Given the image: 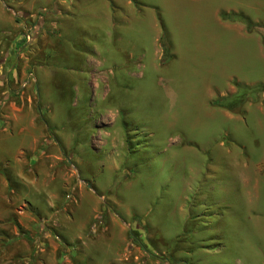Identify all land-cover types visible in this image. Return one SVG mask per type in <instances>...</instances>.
<instances>
[{
	"label": "rangeland",
	"instance_id": "rangeland-1",
	"mask_svg": "<svg viewBox=\"0 0 264 264\" xmlns=\"http://www.w3.org/2000/svg\"><path fill=\"white\" fill-rule=\"evenodd\" d=\"M86 1L59 55L34 47L49 104L35 82L0 85V100L23 98L54 135L23 153L8 133L16 109H0V264L55 263L56 242L74 264L77 244L86 264H264V93L237 111L212 104L264 85L262 36L222 18L264 26V0ZM53 11L28 18L34 43L57 35ZM113 215L115 237L87 239Z\"/></svg>",
	"mask_w": 264,
	"mask_h": 264
},
{
	"label": "crops",
	"instance_id": "crops-1",
	"mask_svg": "<svg viewBox=\"0 0 264 264\" xmlns=\"http://www.w3.org/2000/svg\"><path fill=\"white\" fill-rule=\"evenodd\" d=\"M69 1L71 2V4L69 3ZM87 5L89 4L86 0H0V85H8L9 82L14 81L17 82V84L20 86L28 76L26 74L23 77L22 70H25L26 72L28 71L29 73L32 72L36 79L35 85L37 86L36 88L39 97V105L41 106L47 103L49 104V102H45L42 99V96L45 92V87L44 85H42V83L46 81V79H49V71L48 69H45L46 67H44L43 64H41L42 56L38 55L34 47L38 45V47H40L42 44H44V48L42 47L43 52L46 48H48L52 51L51 55H53V53L59 55L60 50L58 49L59 47H61L59 45L61 39L65 37V32L69 30V26H71L72 21L77 17V15L80 14V10L84 9V7H86ZM49 7L54 8V11L50 14H47V16L50 17L51 20L52 18L57 19L55 22H53V24L51 23L57 30V35H53V37L51 39H47L46 42L41 39V42L38 43L40 39L39 35V39L36 41L37 43L33 42L34 45L30 44L23 50L18 52V46L21 42V32L23 28L21 20H28V18L34 17L35 14L39 11H42ZM117 12L109 15V20H113L114 18H116L118 14ZM45 20L48 19H45L44 17L42 21L40 18L38 24L45 22ZM41 36L43 35L41 34ZM47 42L49 44L48 46H45ZM4 92H2V94L4 98H6L5 104L7 103V106L8 104H10L9 109H11V111H13V109H16L15 111H13V116L11 117V119L9 118L8 120L10 126L9 130L11 132L10 133L8 131V133L10 134V136L16 137L21 144H24L21 146V152L28 153L31 151H35L39 148V144L43 143V140H47L48 137L51 138L50 135L54 136L52 133L49 134L50 132L48 131V127L49 129L52 128V122H50V124L49 121L47 122L44 119V117H42V119H39L38 114H32L31 109H29L21 94L20 97L22 98V102L18 105L11 100L9 94L6 95ZM9 134L3 135L0 133V152L6 151L7 138ZM46 135H48V137H46ZM52 139L53 138H51V141ZM47 142L45 144H47ZM0 162L4 163L7 162V160L4 157H1ZM122 187H119L117 189V196L119 193V189H121ZM117 209L120 211L121 206L119 205ZM115 215L118 216L119 213L116 211ZM109 221L111 224H109L108 226H102L99 227V229H93L92 232L86 235L87 239L93 237V234L97 232H102V236H105L107 234L108 236H110L109 239L115 237L113 231V226H115L113 224H116L114 215L110 218ZM64 231L65 238L67 240L68 233L66 230ZM79 239L81 238H78V240ZM69 240L73 241L71 238ZM120 241L125 242V244L121 245L123 246V250H125V245L127 243L126 237H123L122 239H120ZM50 245L52 247L49 249V252L54 255L53 257L56 261L55 263L47 262V264H74L70 259H68L67 255L69 252V247H67L66 244L64 245L56 242ZM66 247L67 249L65 250ZM75 248L77 249L74 252L76 260H79V263L81 264H86L87 260L85 257L88 254L85 253V247L77 244ZM39 250L40 252H44L46 250V245H43V247H41ZM36 252L38 253L39 251ZM39 255H42V253H39ZM42 261V257L38 256V258L35 259L33 263L44 264L42 263ZM88 263L90 264L91 262ZM119 263L120 260L119 262H114L113 264Z\"/></svg>",
	"mask_w": 264,
	"mask_h": 264
},
{
	"label": "trees",
	"instance_id": "trees-1",
	"mask_svg": "<svg viewBox=\"0 0 264 264\" xmlns=\"http://www.w3.org/2000/svg\"><path fill=\"white\" fill-rule=\"evenodd\" d=\"M223 19L233 20V21H240L246 25L248 31L255 30L257 31L263 39L264 43V26L260 24H254L251 20L241 13H222ZM161 44L164 49L165 55L167 54L169 47H168V36L166 31L161 36ZM263 92L264 93V85H236V91L232 94H228L225 96H218L213 101L212 104L216 107L224 108L230 111H237L251 98L257 99V93ZM3 170L5 166L1 167ZM0 168V169H1Z\"/></svg>",
	"mask_w": 264,
	"mask_h": 264
},
{
	"label": "built area",
	"instance_id": "built-area-1",
	"mask_svg": "<svg viewBox=\"0 0 264 264\" xmlns=\"http://www.w3.org/2000/svg\"><path fill=\"white\" fill-rule=\"evenodd\" d=\"M22 23V32H21V42L18 46V52L23 50L26 46L32 44L34 40L36 39V35L38 33L39 26L28 21V20H21ZM26 80H24L21 84L22 87H25L26 85L32 84L35 82V76L32 72L27 74ZM6 98L3 97V99L0 100V109L4 107Z\"/></svg>",
	"mask_w": 264,
	"mask_h": 264
},
{
	"label": "bare ground",
	"instance_id": "bare-ground-1",
	"mask_svg": "<svg viewBox=\"0 0 264 264\" xmlns=\"http://www.w3.org/2000/svg\"><path fill=\"white\" fill-rule=\"evenodd\" d=\"M222 1H223V0H222ZM231 1H232V0H231ZM216 2H217V1H216ZM218 3H220V2H218ZM226 4H228V3H226ZM226 4H225V6H223V7H231L230 4H228V5H226ZM248 4H249V3H248ZM235 5H236V4H235ZM240 5H241V4H240ZM232 6H233V5H232ZM236 6H237V5H236ZM236 6H235V7H236ZM237 7H238V6H237ZM170 12H171V11H170ZM172 13H173V12H172ZM172 13H171V14H172ZM173 15H174V14H173ZM176 16H177V15H176ZM173 17H174V16H173ZM179 18H180V17H175L174 19H171V17H170V19L173 20V23H175V24L178 23ZM177 20H178V21H177ZM153 65H154V64H153ZM153 65H152V66H153ZM153 68H154V67H153ZM176 79H177V78H176ZM182 111H183V110H182ZM182 111H181V112H182ZM164 112H165V111H164ZM183 112H185V111H183ZM178 113H179V112H178ZM176 114H177V113H176ZM181 114H182V113H181ZM169 115H170V114H169ZM169 115H167V116H169ZM183 115H184V114H183ZM167 116H166V117H167ZM175 116H176V115H175ZM181 116H182V115H181ZM181 116H176V117H181ZM184 116L186 117V115H184ZM176 117H175V118H176ZM175 118H174V119H175ZM181 119H183V117H182ZM179 121H180V119H179ZM179 121H178V123H179ZM184 121H185V120H184ZM186 121H187V120H186ZM173 122H177V121H173ZM188 125H189V124H188ZM157 128H158V127H157ZM158 129H159V128H158ZM160 130H161V128H160ZM167 132H168V131H167ZM161 133H162V132H161Z\"/></svg>",
	"mask_w": 264,
	"mask_h": 264
}]
</instances>
